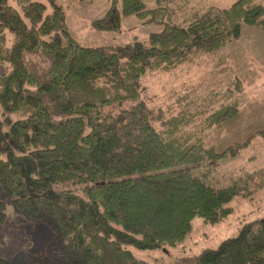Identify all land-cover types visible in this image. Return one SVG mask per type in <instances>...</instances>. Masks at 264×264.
<instances>
[{
	"label": "trees",
	"instance_id": "obj_1",
	"mask_svg": "<svg viewBox=\"0 0 264 264\" xmlns=\"http://www.w3.org/2000/svg\"><path fill=\"white\" fill-rule=\"evenodd\" d=\"M48 2L0 0V192L27 220L49 221L56 233L49 251L65 264H145L127 248L175 247L195 217L219 223L231 214L234 197L264 189L263 170L219 176L227 185L215 187L218 161L246 142L216 151L199 133L184 135L189 120L180 111L148 108L141 84L147 73L227 46L244 25L258 28L264 44L257 0L183 15L172 0H156L153 9L121 0L119 10L112 0L93 29L117 33L129 16L162 26L146 41L115 47L81 46L57 0ZM237 112L235 104H223L204 128ZM0 264L48 262L20 252ZM195 264H264V222Z\"/></svg>",
	"mask_w": 264,
	"mask_h": 264
},
{
	"label": "rangeland",
	"instance_id": "obj_2",
	"mask_svg": "<svg viewBox=\"0 0 264 264\" xmlns=\"http://www.w3.org/2000/svg\"><path fill=\"white\" fill-rule=\"evenodd\" d=\"M49 6L48 0H32ZM117 10L121 0H117ZM145 9L157 7L156 0H140ZM182 5V15L203 12L211 6L224 9L236 0H172ZM112 0H57L61 6L69 35L83 47L122 46L134 41H146L162 26L144 25L135 16L121 19L117 33L101 32L91 27L102 18ZM264 7V0H257ZM180 14V13H179ZM179 19H183L178 15ZM12 35L7 34V45ZM1 72V68H0ZM145 91L142 100L156 112L167 115L180 111L188 123L181 128L184 135L200 134L203 144L221 151L236 143H245L237 155L218 161L215 187L227 182L219 176L237 171H264V44L261 31L244 25L237 40L213 53H201L168 72L147 73L141 80ZM235 104L234 118L219 125L205 127L208 117L221 105ZM129 105V104H127ZM165 116V115H164ZM219 179V180H218ZM5 222L0 223V259L8 260L20 252L39 257L48 264H65L55 250L56 233L49 221L33 222L17 214L10 198L0 192ZM227 207L231 214L223 221L209 224L198 216L191 224L185 240L175 247L139 250L128 247L145 264H195L198 256L217 249L223 242L236 238L247 228L264 222V189L250 198L234 197Z\"/></svg>",
	"mask_w": 264,
	"mask_h": 264
}]
</instances>
